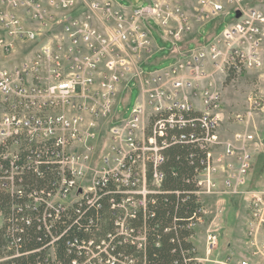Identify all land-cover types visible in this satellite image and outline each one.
Wrapping results in <instances>:
<instances>
[{"label": "built area", "instance_id": "1", "mask_svg": "<svg viewBox=\"0 0 264 264\" xmlns=\"http://www.w3.org/2000/svg\"><path fill=\"white\" fill-rule=\"evenodd\" d=\"M242 1L144 0L127 7L115 0H0V192L11 198L7 207L0 204V264L23 255L16 236L21 222H37L48 235L36 264H139L135 252L125 255L114 242L122 237L144 247L146 235L135 233L130 220L146 206L151 187L161 186L158 166L170 144L168 128H189L171 135L172 142L197 143L205 152L195 178L203 216L191 224L194 247L183 251L185 262L264 264V190L246 186L255 144L247 140L255 136L243 129L236 133L241 143L219 136L225 84L264 66V10ZM231 13L235 17L224 30L200 35L204 24ZM154 25L171 45L173 62L144 73L139 64L165 49L155 43ZM196 28L199 37L188 39ZM130 79H138L140 96L123 118L116 106ZM247 99L246 110L233 115L241 126L264 109L258 92ZM102 118L109 120L106 150L96 160ZM219 173H226L224 179ZM33 174L41 182H33ZM208 193L243 196L246 250L211 258L218 243L213 230L206 257L200 255L195 237L210 207ZM107 194L113 195L116 227L77 243L66 262L56 226Z\"/></svg>", "mask_w": 264, "mask_h": 264}, {"label": "trees", "instance_id": "2", "mask_svg": "<svg viewBox=\"0 0 264 264\" xmlns=\"http://www.w3.org/2000/svg\"><path fill=\"white\" fill-rule=\"evenodd\" d=\"M189 130L168 128L169 136L166 138L170 144L163 148V162L158 166L163 172L161 186L151 187L155 191L148 194L146 206H141L135 218L130 220L135 233L146 235L144 247L138 248L131 242L125 243L122 237L114 242L116 249L125 255L135 252L139 264H187L183 251L194 247L191 238L196 230L191 224L197 223L199 217L203 216L202 205L196 195L198 186L195 178L198 170L204 166L205 152L197 143H175L171 140V135L178 136ZM152 171L153 164L149 167V180L152 178ZM31 180L41 182L42 178L33 174ZM111 196L113 195H104L100 205L83 207L80 213L74 214L72 220L60 222L56 226L55 230L61 236L60 256L66 262L77 243L92 235H105L114 230L116 225L114 210L111 209ZM10 199V196L0 192V204L7 207ZM36 223L31 226L20 223L22 231H17L16 236L23 255L5 264H36L42 259L49 239L45 230H39ZM2 241L0 235V242ZM41 248L43 250H39Z\"/></svg>", "mask_w": 264, "mask_h": 264}, {"label": "rangeland", "instance_id": "3", "mask_svg": "<svg viewBox=\"0 0 264 264\" xmlns=\"http://www.w3.org/2000/svg\"><path fill=\"white\" fill-rule=\"evenodd\" d=\"M119 4L127 7L139 6L144 0H115ZM242 2L255 5L264 10V0H243ZM235 17L234 13H231L227 16H220L214 20L209 21L204 24L200 29V35L207 36L212 30L221 32L226 27H228ZM194 30L189 34L188 39L195 38ZM153 38L158 47L165 46V49L158 50L156 53L150 57L146 63L139 64V68L142 69L144 73H154L159 70H163L165 67L171 65L173 59L169 56L170 54V44L166 43L162 36L160 28L156 25L153 26ZM46 38L43 36L39 42H29L25 44L24 48L18 50L12 58L16 59L24 55L27 48H33V44L41 43ZM185 39V40H188ZM28 45V46H27ZM32 45V46H31ZM262 56L264 61V41L262 48ZM164 58V59H163ZM160 59H163L159 61ZM128 90L123 92L119 101L117 102L116 110L123 117L128 118L131 114L132 109L138 102L140 96V89L138 86V79H130L127 82ZM258 92L264 96V66L258 71H253L246 76L239 78L237 80L229 81L224 86V104H225V117L224 121L221 124L219 129V136L223 141H233L241 143V140H238L236 133L242 129L246 133H253L254 140H247V143H255L250 148V153L252 155V166L247 176V189L254 190H264V109L254 113L253 116L248 120L245 126L235 123L233 120V115L235 113L244 112L248 106V95L251 92ZM108 118H102L100 120V130H101V144L100 149L96 151V160L99 159L101 151L106 150L104 148L105 141L104 135L107 127ZM244 127V128H242ZM259 142V145L256 144ZM220 180L224 179L226 173L217 174ZM222 182H220V186ZM213 196V197H212ZM205 198L208 201L209 199L214 198L216 202L209 207L208 213L204 221L198 225L197 235L195 237V242H197V249L200 250V255L206 257L207 253V241L208 234L213 230H217L218 234V243L210 253L211 258L223 257L224 254L229 252L238 253L239 250H242L243 243V228L245 221V211H246V201L242 195H233L230 197L226 194H205ZM219 201V202H217ZM217 255V256H215ZM223 259V258H222Z\"/></svg>", "mask_w": 264, "mask_h": 264}, {"label": "crops", "instance_id": "4", "mask_svg": "<svg viewBox=\"0 0 264 264\" xmlns=\"http://www.w3.org/2000/svg\"><path fill=\"white\" fill-rule=\"evenodd\" d=\"M201 29V28H200ZM194 32H196L195 33V37L197 38V36L199 37V33H198V30H197V28H196V30H194ZM199 32H200V30H199ZM212 32H213V30H212ZM211 32V33H212ZM210 33V34H211ZM209 34V35H210ZM168 57V56H167ZM167 57H164V58H167ZM163 58V59H164ZM163 59H160L159 61H161V60H163ZM213 197V196H212ZM207 202H210V206H212L215 202H216V200L214 201V198H212V199H209ZM245 219H246V212H245ZM244 223H245V221H244ZM243 232H244V228H243ZM243 243H244V246H243V248H242V250H246V248H247V245L245 244V242H244V236H243ZM195 244H196V246L198 247V245H197V242H195ZM199 250V249H198ZM226 255V253L224 254V256ZM215 256H217V255H215ZM223 256V257H224ZM223 257H220V258H223ZM219 258V257H218Z\"/></svg>", "mask_w": 264, "mask_h": 264}, {"label": "water", "instance_id": "5", "mask_svg": "<svg viewBox=\"0 0 264 264\" xmlns=\"http://www.w3.org/2000/svg\"><path fill=\"white\" fill-rule=\"evenodd\" d=\"M238 16H240V11H238Z\"/></svg>", "mask_w": 264, "mask_h": 264}]
</instances>
